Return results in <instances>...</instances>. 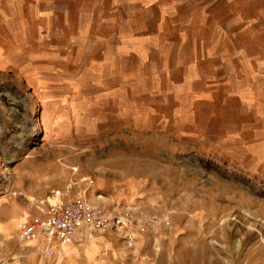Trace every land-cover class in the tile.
<instances>
[{"label": "rangeland", "instance_id": "rangeland-1", "mask_svg": "<svg viewBox=\"0 0 264 264\" xmlns=\"http://www.w3.org/2000/svg\"><path fill=\"white\" fill-rule=\"evenodd\" d=\"M64 191L135 237L21 241ZM0 264H264V0H0Z\"/></svg>", "mask_w": 264, "mask_h": 264}, {"label": "built area", "instance_id": "built-area-1", "mask_svg": "<svg viewBox=\"0 0 264 264\" xmlns=\"http://www.w3.org/2000/svg\"><path fill=\"white\" fill-rule=\"evenodd\" d=\"M133 220L131 216L106 211L86 202L54 204L44 217L33 222L21 223L19 239L29 242L41 232L44 235L43 251L51 255L59 252L61 244L66 239L75 237L82 228L98 231L113 230L123 238L132 239L138 228L131 227ZM145 222L155 223L156 220L152 217L143 222L138 221L140 226Z\"/></svg>", "mask_w": 264, "mask_h": 264}, {"label": "crops", "instance_id": "crops-1", "mask_svg": "<svg viewBox=\"0 0 264 264\" xmlns=\"http://www.w3.org/2000/svg\"><path fill=\"white\" fill-rule=\"evenodd\" d=\"M74 193L72 191L70 192H65L62 193L60 196H57V197H52V198H48L50 202H40L39 207H38V211H37V215L35 216H32L30 217L31 220L27 221L24 220L25 222H33L35 220H38L39 218L41 217H44L45 214L51 209L52 205L54 204H63V203H78L79 202V198L81 197L80 195V192L77 194L78 196H76L75 194L73 195ZM73 198H72V197ZM76 196V198H75ZM45 201V200H44ZM82 201L84 202L85 199L82 198ZM90 229L88 228H82L78 231V233L76 234L75 237L71 238V239H66L64 242H63V245H69L70 243L74 242L75 240H77V238L81 237V236H85L86 235V232L89 231ZM85 233V234H84ZM43 240L44 241V235L40 232L37 234V236L35 237V241L36 240ZM34 240V239H33Z\"/></svg>", "mask_w": 264, "mask_h": 264}]
</instances>
